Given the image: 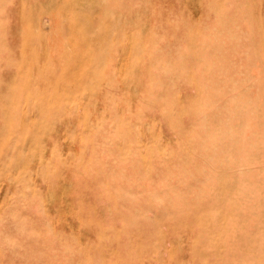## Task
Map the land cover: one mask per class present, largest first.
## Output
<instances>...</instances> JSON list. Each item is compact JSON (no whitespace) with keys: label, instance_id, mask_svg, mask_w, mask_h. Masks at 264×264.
Wrapping results in <instances>:
<instances>
[{"label":"rangeland","instance_id":"374dc122","mask_svg":"<svg viewBox=\"0 0 264 264\" xmlns=\"http://www.w3.org/2000/svg\"><path fill=\"white\" fill-rule=\"evenodd\" d=\"M0 264H264V0H0Z\"/></svg>","mask_w":264,"mask_h":264}]
</instances>
